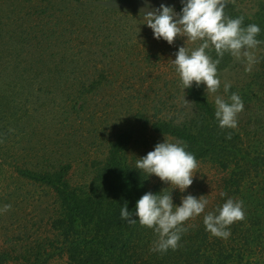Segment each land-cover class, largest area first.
<instances>
[{"label":"rangeland","instance_id":"374dc122","mask_svg":"<svg viewBox=\"0 0 264 264\" xmlns=\"http://www.w3.org/2000/svg\"><path fill=\"white\" fill-rule=\"evenodd\" d=\"M257 1L264 0L230 3L249 17ZM161 4L177 14L183 6L181 0H0V251L9 250L12 257L23 258L25 251L34 256L30 250H43L46 238L54 234L48 222L57 195L20 169L41 174L65 170L71 184L84 185L117 133L129 131L127 159L136 165L157 143H175L170 135L152 130L153 121L180 123L194 116L172 60L179 47L193 50L200 42L178 36L169 45L154 38L144 23L145 13ZM250 51L258 60L250 72L244 59L227 53L230 61L217 69L218 92L208 93L200 85L214 105L217 95L227 100L238 93L244 110L236 128L243 136L256 131V141L262 142L264 45ZM225 83L231 85L227 94ZM198 164L191 186L184 192L172 188L171 193L177 206L189 194L209 201L203 214L185 223L189 228L225 202L220 195L224 172L206 161ZM148 178L151 185L171 186L154 174ZM4 205L11 208L3 211ZM248 209L244 206L246 218L235 224L248 226ZM216 244L234 247L228 239ZM247 254L233 263L247 264ZM46 264H66L65 255H55Z\"/></svg>","mask_w":264,"mask_h":264},{"label":"trees","instance_id":"16d2710c","mask_svg":"<svg viewBox=\"0 0 264 264\" xmlns=\"http://www.w3.org/2000/svg\"><path fill=\"white\" fill-rule=\"evenodd\" d=\"M234 5L229 2L225 13L231 18L243 16V26L258 25L261 31L257 39L264 45V1L256 2L249 17ZM211 54L217 58L214 50ZM230 59L225 53L217 69ZM187 95L195 110L191 119L180 123L158 119L151 128L170 135L175 142L183 141L197 161L211 163L224 172L221 184L226 195L222 202L232 195L234 200L248 205V226L232 224L228 241L232 240L234 247L228 250L218 246L220 238L206 230L202 218L197 227H187L177 250L169 249L163 254L150 250L157 239L154 230L141 226L138 220L134 225L122 220L121 207L127 202V208L134 213L136 201L144 193H172L173 189L161 183L151 185L143 170L128 163L130 133L124 130L111 140L106 156L94 165L93 176L84 185L71 184L62 173L65 170L41 174L38 170L20 169L22 174L49 185L57 195L55 214L48 222L54 234L46 238L43 250H30L34 256L25 251L23 258L12 257L9 250L0 251V264H18L11 259L21 260L19 264H46L55 255H65L66 264H234L233 260L245 252L249 254L247 264H264V139L257 142L256 131L243 136L240 128L222 129L214 115L215 105L208 101L202 85L193 83ZM219 206L222 204L210 211ZM38 247L42 248L41 242ZM234 250L240 252L234 254Z\"/></svg>","mask_w":264,"mask_h":264},{"label":"clouds","instance_id":"9594fccd","mask_svg":"<svg viewBox=\"0 0 264 264\" xmlns=\"http://www.w3.org/2000/svg\"><path fill=\"white\" fill-rule=\"evenodd\" d=\"M230 0H181L182 8L177 14L172 6L161 4L158 9L145 13L144 23L152 30L156 39H163L169 45L178 36L199 46L190 50L185 45L175 53L173 65L182 82L183 89L204 84L208 93H217L221 81L217 66L225 53L247 62L246 71L258 63L254 52L262 41L257 39L261 29L256 24L243 26L244 17L231 18L225 13ZM214 50L216 59L210 55ZM231 85L225 83L223 91L228 93ZM244 110V103L238 93H231L226 100L223 96L215 97V118L219 126L235 129L238 114ZM228 138H231L230 134ZM183 141L157 143L153 150L136 162V168L148 176L154 174L162 182L184 192L193 183V177L199 167L194 154L186 150ZM171 190L163 194L144 193L135 205V212L129 211L127 202L121 207L120 217L130 225L136 224L153 229L157 239L150 249L161 254L169 249L175 251L180 246L181 236L188 231L185 223L205 212L209 201L191 194L182 197L179 206L172 200ZM223 197L226 193L221 192ZM11 205H4L8 211ZM218 213V214H217ZM135 216V218H134ZM246 218L244 201L229 197L215 211L203 216V224L211 235L228 239L230 226Z\"/></svg>","mask_w":264,"mask_h":264}]
</instances>
